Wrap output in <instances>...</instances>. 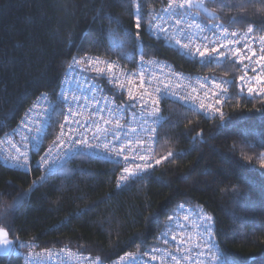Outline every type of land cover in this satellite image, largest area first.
<instances>
[{
	"label": "trees",
	"instance_id": "trees-1",
	"mask_svg": "<svg viewBox=\"0 0 264 264\" xmlns=\"http://www.w3.org/2000/svg\"><path fill=\"white\" fill-rule=\"evenodd\" d=\"M161 4L162 0H146L137 39L131 0H0V138L38 96L56 95L76 54L103 56L126 68H134L141 56L158 57L189 74L239 76L235 63L199 64L153 38L147 30L148 10L157 13ZM207 7L223 19L200 10L204 20L227 23L237 16L243 22L232 26L241 29L253 22L264 24L258 18L264 16L260 4L249 6L251 19L239 15L240 9L220 12L214 0ZM109 16L119 17L130 35L125 36ZM238 93L234 86L224 124L179 103H165L158 155L167 159L123 187H117V165L84 154L50 174L37 168L24 172L0 162V209L20 193L29 194L1 224L14 243L71 246L110 261L158 246L169 217L185 203L213 216L219 246L242 264H264V172L253 170L241 157V151L252 155L242 149L244 140L254 143L256 151L264 150V100ZM62 113L59 104L47 142L55 136ZM234 143L236 152L231 151ZM169 151L180 155L168 157ZM42 176L47 179L41 181ZM0 264H23V259L11 253L0 256Z\"/></svg>",
	"mask_w": 264,
	"mask_h": 264
},
{
	"label": "built area",
	"instance_id": "built-area-1",
	"mask_svg": "<svg viewBox=\"0 0 264 264\" xmlns=\"http://www.w3.org/2000/svg\"><path fill=\"white\" fill-rule=\"evenodd\" d=\"M209 1L211 0H207V4ZM168 2L169 0H162L161 7L157 12L164 15L165 20H168L167 13H161V9L167 7ZM197 12H199V15L195 14ZM184 19L189 23L195 21L201 25L224 23L225 26L230 28V30L239 31L240 35L238 37L230 36L228 37L229 39H242L246 31V29L228 25L223 21L204 20L199 9L189 10ZM164 27L168 28V32L166 34L154 32L149 33L156 40L178 50L180 54L186 58H189L200 64H204L198 58H193L186 55L184 51L181 50L174 42V39L176 38H181L182 42H186V40L182 37V33L179 31V28L183 27V25L177 26L173 19L165 23ZM186 31H190V33L194 34V38L196 39L197 43L201 42L199 40L201 35H207L208 40L213 39V33L211 31L201 34L195 27L190 30L186 29ZM238 46L241 47L243 52L242 45ZM76 57L79 58V56ZM99 57L107 61L115 62L119 65L120 69H122L123 72L127 73L128 75H132L133 73L137 74L134 78V84H139L138 74L142 67L141 59L137 61L134 68H126L115 60H111L102 56ZM71 60L72 58L68 63L66 76L64 77L63 83L56 95H50L47 93V96L43 97L42 93L33 102V104L25 113L24 117L21 119L20 125L23 130L19 133L9 134L1 139L0 155L3 164L24 172H31L34 168H37L44 174L49 173L48 168L54 160L56 161L54 170H56L64 165L73 156L77 154H84L89 157L99 158L106 162L117 165L119 167L117 183L119 182V177L124 174L122 171L124 167L134 168L136 164L145 163V160L139 159L140 155H144L147 163L152 165V167L147 169L146 172L159 165L164 159V156L158 155L159 130L166 118L163 112V105L167 102H175L192 109L191 104L189 103L185 105L178 99V96L173 97L168 95L167 97L160 98L158 105L160 112L158 115H160L163 119L160 124H154L152 119L147 117V112L151 110L150 108H146L142 112L139 104H137L135 107H132L126 91H117L113 85H110L107 82L106 79H95V73L85 72L81 67L69 68ZM147 61H152V63L148 64ZM144 62L143 71L146 81L152 76L156 78L153 81L152 86L148 88L150 92L153 91L156 86L163 88L164 84H169L172 91L177 92L179 95H185L191 91L192 87H197V94L199 97L204 99L205 103L211 102L213 104H215L216 98L211 96V92L215 91L214 87L211 85V83H208L206 85V89H199V86L196 84L197 79L204 81L205 78H208V80L211 81L214 78L217 82L220 80H232L235 83L229 88L231 95L234 86H236L239 90L238 85L240 82L238 77L244 74L241 66L238 64L237 65L240 67L241 71L239 76L235 79L221 77L215 74H189L178 70L169 61L158 57L144 58ZM213 65L219 66L217 64ZM251 75L252 73L249 72V76ZM121 79L124 80L125 78L121 77ZM126 87H132V85L126 84ZM62 90L69 96L75 94L81 97L78 102L71 104L73 111H78L80 114L76 115L75 117L70 116L68 114L69 105L65 103H57V101L60 99ZM205 90L208 91L207 99L204 97ZM133 91L139 95L143 89L134 87ZM242 95L249 97L246 90ZM153 98H156L155 93H153L151 98L145 96V100L150 101V99ZM228 101L222 103L221 105H217L221 108V111H223L225 115ZM49 103L56 104V106L61 104L63 114L55 136L49 142H47L49 127L54 114L49 113L47 116L44 115V110L48 108ZM193 110L207 118H219L218 113L213 116L212 113L205 114L198 108ZM66 115H69L68 123H65L64 120ZM101 116H103L104 119H111L112 123L105 125L103 120L100 119ZM116 119H119L123 127L119 129L115 128L114 125ZM145 119H148V123H144ZM75 121H79V123H76ZM94 121L95 123L99 124L100 127L107 128L109 131L103 134H96V129L93 126ZM61 124H65L63 129L65 135L62 137V144L57 140V137L61 133ZM37 127L42 128V131L39 133V135L35 131ZM153 127L156 128L155 137H153V134L150 131H147V129ZM132 128L136 129L135 133L131 131ZM29 129H31V131ZM94 134L96 138H94ZM37 135L39 146L33 147L32 144L36 143V141H33L32 143H29L28 147L26 148L25 144L28 142L24 141L22 138L25 136L36 137ZM116 136H119L118 140L115 139ZM138 137L140 140L139 143H137ZM150 137L152 139H150ZM85 138L88 140L89 145L98 144L100 147H90L76 143L77 140ZM54 141H56V143H53ZM128 141H132V143L128 144ZM13 144H16V146L19 147L22 152H27L28 164L26 167H17L10 159H5L6 156L10 157L18 155L16 148L12 146ZM105 144L108 145L109 149L115 146L117 150L121 144L125 145L126 151L124 154L129 157V160L125 161L123 156L117 157L114 153L106 150L104 147ZM149 146H151V152L148 151ZM41 157H45L47 163L42 164L40 162ZM132 157H135V159H132ZM21 159L23 160V158ZM156 160H160L161 162L156 164ZM146 172L142 173L141 175L145 174ZM137 177H133L132 179ZM206 216L213 217L203 209H194L185 203H180L175 212L171 215L172 219L169 220L167 225L161 231L162 236L167 240V244L164 247H153L158 249V251L153 252L152 248L146 251L149 253L148 256H144L143 253L141 254L139 252H126L110 261H106L101 256L100 257L104 261V264H127L126 260L122 262L120 258L125 257L127 253H137L135 264H161L160 257H164V264H173L171 255H169L171 252L172 255H176L178 259L181 260V264H214L212 261V253L209 252V249L212 248L213 251H215L214 246H219V244L215 241V220L213 218L212 221H206L204 219ZM209 226L211 227V233L205 231V229ZM165 232L168 233L167 236L164 235ZM173 235L177 236V240H172ZM189 237L191 238L190 240ZM182 239L186 242L180 243ZM62 249L70 250L73 255H69L68 251H61ZM177 249H179V251H177ZM12 253L14 255L21 256L23 259V264H91L92 259L97 257V255L71 246L40 248L36 244L22 243L19 241L15 242ZM201 253L203 254L201 255ZM153 255L157 257V260L153 261L151 259V256ZM184 256H187L188 259H184Z\"/></svg>",
	"mask_w": 264,
	"mask_h": 264
},
{
	"label": "snow or ice",
	"instance_id": "snow-or-ice-1",
	"mask_svg": "<svg viewBox=\"0 0 264 264\" xmlns=\"http://www.w3.org/2000/svg\"><path fill=\"white\" fill-rule=\"evenodd\" d=\"M214 2L221 5L220 12H223L225 8L240 9L242 11L239 13V15H248L249 19H251V15H254V13L249 14V6H251L252 8H255L256 4L264 6V0H238V2H233V0H214ZM145 3L146 0H131V4L133 6V15L135 18V36L137 39L140 38L142 21L145 20ZM192 9L203 10L205 13L208 14L209 17H212L213 19H223V17L217 11L210 10L207 7V0H169L167 7L161 9V13H167L168 20H165L164 15L156 13L155 9H149L148 16L150 17V19L147 20V30L149 32L166 34L168 32V28H165L164 24L174 19V22L177 26L183 25V27L179 28V31L182 33V37L186 40V42H182L181 38H176L174 39V42L181 50L184 51L186 55L191 56L193 58H198L201 62L206 65H222L225 62H232L240 65L244 74L238 77V80L240 82L238 85V94H243L246 90L247 95L249 97H260L262 100H264V24H255L254 22L249 23L242 39H229L228 37L230 36L238 37L240 33L238 30H230V28L225 26L224 23H211L208 25H201L199 23H196L195 21H192L191 23L187 22L184 17L188 14L189 10ZM195 14L199 15V12ZM258 18L264 21V16H259ZM113 19L115 20V24L117 25V27L124 32L125 36L130 35L128 30L123 27L119 17L113 18L109 16L110 21ZM241 22L243 21H239L237 19V16H231L227 20L228 25ZM193 27H195L197 31L201 34L211 31L213 33V39L208 40L207 35H201L199 37V40L201 42L197 43L196 39L194 38V34L190 33V31H186V29L190 30ZM109 32H112L113 35H115V32L112 29H109ZM257 33L261 34L257 36ZM238 45H242L243 52L241 50V47H239ZM144 63V58L143 56H141L142 67L141 71L138 74V85L134 84V78L137 74L133 73L132 75H128L127 73L123 72V70L120 69L119 65L115 62L104 60L99 56H84L79 58L73 56L71 63L69 64V68L81 67L82 70L85 72L95 73V79H106L107 82L110 85H113L117 91H126L132 107H135L137 104H139L142 112L146 108L151 109L147 112V117L152 119V122L154 124H160L163 119L160 115H158L160 112L158 105L160 102V98L167 97L168 95H171L173 97L178 96V99L185 105L190 103L192 109L198 108L205 114L212 113V115L215 116L218 113L221 124L225 123V114L217 105H221L222 103L227 102L232 98L229 92V88L230 86L234 85V81L220 80L219 82H217L214 78L211 81H209L208 78H205L204 81L197 79L196 84L199 86V89H206V85L208 83H211V85L215 89V91L211 92V96L216 98L215 104L211 102L205 103V100L201 99L197 94V87H192L191 91L185 95H179L177 92L172 91L169 84H164L163 88L156 86L153 91L150 92L148 88L152 86V83L156 78L152 76L146 81L145 74L143 71ZM147 63L151 64L152 61H147ZM249 72L252 73L251 76H249ZM121 77H124L125 79L122 80ZM126 84L132 85V87H126ZM134 87L138 89H143V91L140 92L139 95H137V93L133 91ZM153 93H155L156 98L150 99V101L145 100V96L151 98L153 96ZM42 96L46 97L47 93H43ZM204 97L206 99L208 98L207 90L204 91ZM80 99V96L75 94L69 96L62 90L60 99L59 101H57V103H65L69 105L68 114L70 116L75 117L80 113L78 111H73L71 104L78 102ZM256 111H261V109H256ZM56 112V104L49 103L48 108L44 110V115L47 116L49 113ZM69 115H66L64 117L65 123L69 122ZM100 119L103 120V123L105 125L112 123L111 119H104L103 116H101ZM75 122L79 123V121ZM144 123H148V119H145ZM93 126L96 129V134H103L109 131V129L107 128L100 127V125L95 123V121L93 122ZM114 126L116 129L123 127L119 119H116ZM60 127L61 133L57 137V140L60 141L62 144V137L65 135L63 131L65 124H61ZM29 130L31 131V129ZM35 131L39 135V133L42 131V128L37 127ZM131 131L135 133L136 129L132 128ZM147 131H150L153 134V137H155L156 128L153 127L147 129ZM38 135L36 137H23L22 139L28 142L25 144V147L27 148L28 144L32 143L33 141H36V143L32 144V146L38 147ZM94 138H96L95 134ZM115 139L118 140L119 136H116ZM150 139L152 138L150 137ZM193 139L195 140L196 137H194ZM139 142L140 140L138 137L137 143ZM53 143H56V141H54ZM76 143L90 147H100V145L98 144L89 145V142L86 138L79 139L76 141ZM127 143L131 144L132 141H128ZM262 144H264V141H262ZM12 146L16 148L18 155L10 157L6 156L5 159H10L17 167H26L28 164L27 152H22L20 148L16 146V144H13ZM104 147L106 150L110 151L111 153H114L117 157L123 156V159L125 161L129 160V157L124 154L126 151L125 145L121 144L118 150L115 146L109 149L107 144H105ZM237 147L238 146L234 143L231 148V151L236 152ZM241 147L242 149H247L248 151L252 152V155H248L246 151H241L242 159L247 161V163L252 167L253 170L264 172V150L256 151V145L254 143L248 142L247 140L243 141ZM148 151H152L151 146H149ZM177 155L180 154L174 153L172 151H169L167 154L168 157ZM21 158H23V160ZM132 159H135V157H132ZM139 159L145 160V163L136 164L134 168H123L122 171L124 174L119 177V182L117 183L118 188L123 187L130 179H132L133 177L140 176L142 173L146 172L147 169L152 167L151 164L147 163L144 155H140ZM164 159H167V157H164ZM253 161H255L256 163H253ZM40 162L42 164L47 163L46 158L41 157ZM160 162V160L155 161L156 164H159ZM257 163L259 166L258 169ZM55 164L56 161L54 160L48 168L49 174L54 171ZM40 179L41 181H43L47 179V176H42ZM35 184L36 181H33V185ZM31 190L32 189L30 188L29 192ZM232 190L236 191L237 186L234 185L232 187ZM26 195L27 193L19 194L21 198ZM169 219L171 220L172 217H169ZM204 219L206 221H212L213 217L206 216L204 217ZM205 231L211 233V227L209 226L205 229ZM164 235L167 236L168 233L165 232ZM8 236L9 230L6 229L4 226H0V255H7L13 250V241L9 240ZM190 239L191 238L189 237V240ZM172 240H177V236L173 235ZM185 242L186 241H184L183 239L180 241V243ZM165 243H167V240H165ZM214 248L215 251H213L212 248L209 249V252L212 253V261L214 262V264H242V262L239 261L238 258L232 256L230 253L227 252V250L223 249L221 246L217 245L214 246ZM61 251H68L69 255H73L70 250L62 249ZM152 251L155 252L158 251V249L153 248ZM177 251H179V249H177ZM202 254L203 253H201V255ZM143 255L148 256L149 253L144 252ZM169 255H171V260L173 264H181V260L178 259L176 255H172L171 252L169 253ZM120 259L122 262L126 260L127 264H135V261L137 259V253H127L125 257H121ZM151 259L155 261L157 260V257L153 255L151 256ZM184 259H188V257L184 256ZM160 261L161 264H164V257H160ZM91 264H104V261L100 256H97L92 259Z\"/></svg>",
	"mask_w": 264,
	"mask_h": 264
},
{
	"label": "bare ground",
	"instance_id": "bare-ground-1",
	"mask_svg": "<svg viewBox=\"0 0 264 264\" xmlns=\"http://www.w3.org/2000/svg\"><path fill=\"white\" fill-rule=\"evenodd\" d=\"M210 20H212V19H210ZM74 56L82 57V56H85V55H77V54H76V55H74ZM93 56H94V55H93ZM95 56H96V55H95ZM102 57H103V56H102ZM195 62H196V61H195ZM68 63H69V62H68ZM199 64H200V63H199ZM205 65H206V64H205ZM67 66H68V65H67ZM66 69H67V68H66ZM66 69H65L64 74H63V76H62V79H61V81H60V85H59L58 90L60 89V87H61V85H62V83H63L64 77L66 76V73H67V70H66ZM193 75H194V74H193ZM196 75H197V74H196ZM237 77H238V76H237ZM237 89H238V88H237ZM57 92H58V91H57ZM50 95H51V94H50ZM38 97H39V96H38ZM38 97H37V98H38ZM243 97H244V96H243ZM37 98H36V99H37ZM36 99H35V100H36ZM35 100H34V101H35ZM34 101H33V102H34ZM33 102H32V104H33ZM32 104H31V105H32ZM31 105H30V106H31ZM58 105H59V104H58ZM30 106H29V108H30ZM29 108H28V109H29ZM61 108H62V106H61ZM28 109H27V110H28ZM27 110H26V112H27ZM26 112H25V113H26ZM25 113H24V115H25ZM62 114H63V113H62ZM24 115L22 116V118L24 117ZM22 118H21V119H22ZM61 118H62V117H61ZM21 119L18 121L17 125H16L12 130L6 132L5 134H3V135L1 136L0 141H1L2 138H4L5 136H7V135H9V134L19 133L20 131L23 130V129L21 128V125H20V121H21ZM49 128H50V127H49ZM0 162L3 164L2 159H1V155H0ZM3 165H4V164H3ZM188 206H189V205H188ZM190 207H191V206H190ZM192 208H193V207H192ZM194 209H195V208H194ZM170 217H171V216H170ZM169 220H170V219H168L167 223L169 222ZM166 225H167V224H166ZM166 225H165V226H166ZM162 230H163V229H162ZM162 230H161V231H162ZM165 240H166V239L162 236V232H160L159 235H158L159 245L156 246V247H164V246L167 244V243H165ZM215 241H216V239H215ZM216 242H217V241H216ZM217 243H218V242H217ZM152 248H153V247H152ZM152 248H149V249H146V250H143V251H137V252H139V253L142 254V253H144V252H146V251H148V250H150V249H152ZM132 252H133V251H132Z\"/></svg>",
	"mask_w": 264,
	"mask_h": 264
},
{
	"label": "rangeland",
	"instance_id": "rangeland-1",
	"mask_svg": "<svg viewBox=\"0 0 264 264\" xmlns=\"http://www.w3.org/2000/svg\"><path fill=\"white\" fill-rule=\"evenodd\" d=\"M23 193H27V192H23ZM29 196V194L27 193L26 196H23L22 198L20 196H18L15 200H13L12 202H10L9 204H7L6 206H4V208L0 209V226H3L1 224L2 219L10 212H12L13 210H15L18 206H20L22 203L25 202V200L27 199V197ZM8 239L13 241L9 236ZM14 241H13V248H14ZM13 251V250H12ZM12 251L7 254V255H0L1 257L3 256H8L12 253Z\"/></svg>",
	"mask_w": 264,
	"mask_h": 264
}]
</instances>
